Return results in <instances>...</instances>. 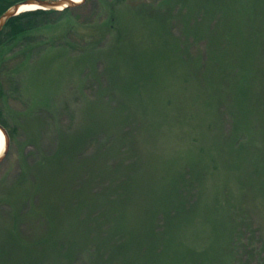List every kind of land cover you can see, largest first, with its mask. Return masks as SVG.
Segmentation results:
<instances>
[{"label":"rangeland","instance_id":"374dc122","mask_svg":"<svg viewBox=\"0 0 264 264\" xmlns=\"http://www.w3.org/2000/svg\"><path fill=\"white\" fill-rule=\"evenodd\" d=\"M12 49L0 264H264V0H85Z\"/></svg>","mask_w":264,"mask_h":264},{"label":"trees","instance_id":"16d2710c","mask_svg":"<svg viewBox=\"0 0 264 264\" xmlns=\"http://www.w3.org/2000/svg\"><path fill=\"white\" fill-rule=\"evenodd\" d=\"M26 0H0V18L13 6L24 2ZM73 8H66L63 11H54V10H42V9H34L28 10L20 13L9 19L2 30L0 31V68H5L6 61L8 58H5L4 48L12 49V47L16 44V42L20 38H25L27 36V32L38 27V22L40 19L48 18L49 16L57 13H62L66 11H70ZM13 51V49H12ZM15 69H11L9 74V80L12 81L14 79ZM15 81V79H14ZM1 86V85H0ZM0 125L9 133H12L11 127L8 125L5 119H0ZM39 163L33 168L32 173L38 171L39 168L43 167L44 164H48L52 157L48 158L47 156H39ZM102 247H99V251ZM96 246L92 247L87 251V254L90 256L91 253H96ZM98 251V252H99Z\"/></svg>","mask_w":264,"mask_h":264},{"label":"water","instance_id":"95a60500","mask_svg":"<svg viewBox=\"0 0 264 264\" xmlns=\"http://www.w3.org/2000/svg\"><path fill=\"white\" fill-rule=\"evenodd\" d=\"M84 2L85 0H82L80 3L72 0H26L24 2H21L13 6L0 18V31L2 30V28L9 19L24 12L22 11L23 6H36L37 9H42V10L63 11L66 8L78 7ZM0 131L4 134L5 137V147L0 157V162H1L7 156L8 153V135L6 130L1 125H0Z\"/></svg>","mask_w":264,"mask_h":264},{"label":"bare ground","instance_id":"6f19581e","mask_svg":"<svg viewBox=\"0 0 264 264\" xmlns=\"http://www.w3.org/2000/svg\"><path fill=\"white\" fill-rule=\"evenodd\" d=\"M75 2L80 3L82 0H72ZM37 9L36 6H23L22 11H28V10H34ZM4 147H5V139H4V134L0 131V157L4 151Z\"/></svg>","mask_w":264,"mask_h":264}]
</instances>
